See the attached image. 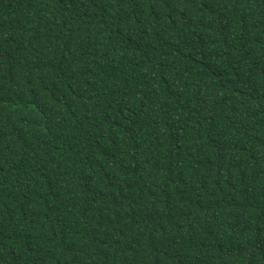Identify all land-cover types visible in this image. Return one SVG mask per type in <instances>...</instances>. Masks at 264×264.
<instances>
[{"label": "trees", "instance_id": "16d2710c", "mask_svg": "<svg viewBox=\"0 0 264 264\" xmlns=\"http://www.w3.org/2000/svg\"><path fill=\"white\" fill-rule=\"evenodd\" d=\"M0 264H264V0H0Z\"/></svg>", "mask_w": 264, "mask_h": 264}]
</instances>
